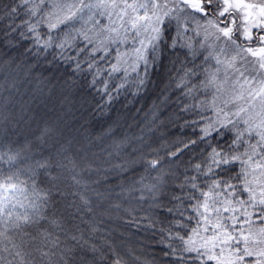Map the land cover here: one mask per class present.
<instances>
[{"label": "snow or ice", "instance_id": "snow-or-ice-1", "mask_svg": "<svg viewBox=\"0 0 264 264\" xmlns=\"http://www.w3.org/2000/svg\"><path fill=\"white\" fill-rule=\"evenodd\" d=\"M0 49V264H264V0H0Z\"/></svg>", "mask_w": 264, "mask_h": 264}, {"label": "trees", "instance_id": "trees-1", "mask_svg": "<svg viewBox=\"0 0 264 264\" xmlns=\"http://www.w3.org/2000/svg\"><path fill=\"white\" fill-rule=\"evenodd\" d=\"M12 54L16 55L15 52ZM0 55H3V49H0ZM156 94L157 93L154 90L144 97L138 98L134 103V106L129 105L131 113L133 116H135L137 121L143 120L145 118L147 110L155 99ZM128 99L130 100L131 98L129 97ZM126 103H128V100H126L125 96L122 94L116 101H114V106L115 108H121ZM170 105L172 108H174V104H171L170 102ZM142 106L144 111L137 113L135 109L141 108ZM160 111L167 114L169 113L170 109L168 107H161ZM148 119L151 120L152 116L149 115ZM161 120L164 122V126L160 128L157 135L170 138V134L176 133L177 128L171 124H168L167 115L161 116ZM184 131L190 134L191 129H185ZM117 232L119 235L118 243H121L122 245V255H124V258L128 261V264H136L135 258H139L140 260H150L153 254H159L158 246L156 245L155 241L149 239L151 232L145 231L144 227L139 229L135 226L124 227L118 223ZM128 253L131 255H128Z\"/></svg>", "mask_w": 264, "mask_h": 264}]
</instances>
